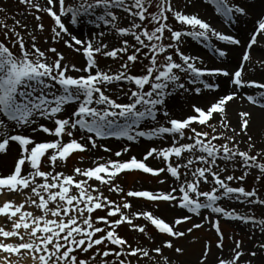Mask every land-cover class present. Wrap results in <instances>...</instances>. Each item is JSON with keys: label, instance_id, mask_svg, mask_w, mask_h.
<instances>
[{"label": "snow or ice", "instance_id": "snow-or-ice-1", "mask_svg": "<svg viewBox=\"0 0 264 264\" xmlns=\"http://www.w3.org/2000/svg\"><path fill=\"white\" fill-rule=\"evenodd\" d=\"M205 2L229 26L235 24L238 17L251 15V6L243 3L230 4L228 0ZM20 3L37 13H46L56 26L51 30L54 39L67 36L65 45L81 52L85 64L78 67L63 63V54L54 47L46 50L55 54L54 59L49 58L46 51L37 47L35 35H31L32 42L26 46L24 36L16 29H27V25L13 18V27L9 28L0 21V28L6 30L5 39L0 41V153L6 152L11 142H15L20 149L13 171L0 174V192L19 191L24 193L25 198L24 203L19 205L9 200L0 206V217L12 225L9 230L0 227L3 264H22L26 258H30L32 264H89L88 259L80 256L93 249L96 251L91 260L97 262L99 258V264H132L131 258H135L136 264L141 261L144 264H161L157 256L162 257L163 264H173L169 257L163 256V249L183 254L184 249L176 246L175 239L206 225L217 234L215 247L220 254L209 259L212 245L207 242L197 264H255L253 259L242 258L264 255V240L255 245L259 252H246L243 242L234 240V246L225 254L221 219L250 225L253 231L258 230L264 236V218L240 213L236 208H226L221 202H235L251 208L264 206V199L256 190L230 186L233 181H244L248 172L239 178L224 175L229 169L227 166L221 168L218 161L226 164L242 162L243 168L259 169L262 174L264 163L259 162V156L250 154L255 148L251 137L249 150L243 151L236 136L212 134L210 137L208 132L198 130L194 125L206 126L214 133L223 129L225 133L248 134L251 112L238 113L242 127L237 132L225 122L228 103L247 100L264 109V80L244 78L246 62L247 70H254L250 50L254 45L264 46V7L257 13L251 34L242 43L236 35L217 30L198 14L177 10L172 6V0H155L154 4L153 0H79L75 6L68 0H43V5L38 0H20ZM153 6L155 12L150 11ZM4 11L0 8V12ZM117 12L126 15L121 17ZM169 14L181 28H174L168 23ZM35 19L39 21L41 17L36 15ZM124 19L128 24L120 26ZM149 20L156 25L152 31L144 24ZM80 23H87L95 29L103 26L124 39L119 46L110 49L103 42L106 35L103 30L78 38L69 31L68 25L79 27ZM36 27L43 30L42 24ZM166 32L173 43L163 42ZM9 34L15 39L9 40ZM183 38L203 42L215 38L226 45L238 46L241 54L232 67L223 62L220 66H198V61L201 65L204 63L201 57L181 51ZM231 50L215 47L214 55L223 61ZM141 53L149 63L143 74H133L130 64L134 66ZM100 54L112 59H119L123 54L127 62L122 64V70L112 73L110 68L99 67L96 57ZM161 55L164 56L163 63L158 60ZM174 55L179 62L174 60ZM257 63L260 64V61ZM181 74H186V82H181ZM219 77L226 78L230 90L214 96L207 107L193 104L192 115L183 118L171 115L168 104L177 90L196 95L202 91L216 92L220 83L213 78ZM244 89H252L253 93H245ZM66 106L74 108L63 115ZM214 114H218L219 127L210 123ZM41 120L51 121L53 127L40 123ZM29 132H42L53 139L37 141ZM77 132L81 133L79 139L75 138ZM65 136L69 137L68 141L64 140ZM109 138L134 143L140 138L150 141L170 139L171 143L150 147L143 159L133 156L127 160H105L101 157L87 168L76 167L74 174L57 170L58 161L65 163L74 153L103 147L98 141ZM221 139H228L229 143L217 144L216 141ZM103 151L110 152L111 149L103 147ZM128 151L124 148L116 151L114 156L121 157ZM45 158L50 169L47 172L42 170ZM149 158L162 161L164 166H149ZM26 165L28 171L25 173ZM136 170L153 176L163 173L173 179V184L167 191L125 192L117 182L118 177ZM165 182L163 178L160 180L161 184ZM208 184H211L210 190L203 191L202 185ZM104 187L113 193L123 194L125 202L107 198ZM129 198H143L146 203L164 202L172 208L184 210L186 214L174 222H166L153 210H144L142 205L134 206ZM25 204L40 214L34 215L33 211L25 210ZM98 210H105L106 215L94 216ZM140 218L148 223H135ZM193 220L197 222L191 227L179 230V225ZM125 224L144 234L153 244L156 237L146 231L148 225L157 230V235L164 234L169 239L151 248L141 244L133 246L119 235L118 229ZM13 254L17 256L16 260L12 259ZM109 256L115 259L109 261Z\"/></svg>", "mask_w": 264, "mask_h": 264}, {"label": "rangeland", "instance_id": "rangeland-1", "mask_svg": "<svg viewBox=\"0 0 264 264\" xmlns=\"http://www.w3.org/2000/svg\"><path fill=\"white\" fill-rule=\"evenodd\" d=\"M258 0H228L230 4L235 3H243L246 6H251L250 11L251 15L247 17H238L236 20V23L229 26L228 22L223 21V18L218 16L214 13L213 7L206 3L205 0H172V6L176 8L177 10H181L185 13L190 14H198L200 18L206 20L209 22L214 28L217 30L225 33V34H234L237 37H239L242 41V43L245 41V39L251 34L254 22L257 19V15H255V10L253 9L254 5L256 4ZM43 5V0H38ZM68 2L72 3L74 6L78 5L79 0H68ZM155 3V0H153V4ZM0 8L5 9L4 12H0V21H3L6 23L9 28L13 27V18L15 20H19L21 24L27 25V29H22L20 27H17V31H20L21 34L24 36L25 44L26 46H29L31 44V35H35L36 40L35 43L37 47H39L41 50L46 51L48 48H56L58 52L62 53L64 56L63 63H67L70 66L75 64L76 66L80 67L85 64V58L82 55L81 52L75 51L74 48H69L65 45L64 40L68 39L67 36H62L61 38L54 39V33L51 31L52 28L56 27L53 20L43 12L37 13L35 9H29L25 4L20 3V0H0ZM150 11L155 12L156 9L153 6ZM39 15L41 19L37 21L35 19V16ZM117 15L123 17L124 13L117 12ZM168 23L173 26L174 28H181L182 26L178 25L171 17V14H169V20ZM37 24L43 25V30H40L36 27ZM128 24V21L126 19L122 20L120 26H126ZM145 26L149 28V31L154 30L156 27L155 23L151 20L144 22ZM245 26L244 28L248 27L250 28L248 33L240 34L241 27ZM69 31L76 35L78 38H86L87 36L93 35L97 31H105L106 35L103 38V42L107 43L109 45V48H113L115 46H119L120 41H122L124 38L117 36L114 32L110 31L107 28H104L102 26L101 29H95L93 26H90L87 23H80L79 27H73L71 25H68ZM6 30L3 28H0V41H3L4 38V32ZM15 39L14 37L9 34V40ZM131 41V38H128ZM184 43L180 45L181 51H183L186 54L189 55H197L202 58L203 65L197 62L198 66H206V67H213V66H220L223 62L229 67H232L236 65L237 63L228 64L225 60V58H219L218 56L214 55V48L220 47V48H231L232 50L235 49L236 52V58L238 59L241 54V49L236 46H229L226 45L225 42L217 41L215 38H212L210 42H203V41H193L191 38H183ZM259 40V37H258ZM165 44L173 43V41L170 39L169 34L166 32L164 34V41ZM18 47V46H17ZM78 47V46H77ZM231 50V51H232ZM147 51V50H145ZM229 52L232 53V52ZM170 52L174 53V50H170ZM251 52V66L254 70L249 71L248 69V62L245 64V75L244 78L246 80H264V68H261V64H264V46L260 45H254L253 48L250 50ZM131 54V52L129 53ZM46 55L54 59L55 54L51 52L46 51ZM144 53H141V57L138 58V62L133 66L130 64V67L133 69V74H143L145 66L148 65L149 61L147 59H143ZM166 55V54H165ZM119 59H112V58H106L103 54L98 55L97 61L99 64V67L101 69H111L112 73L117 72L118 70H122V64L124 62H127L126 56L123 54H120ZM158 60L160 63L164 62V56L161 55L158 57ZM174 60L179 62V58L174 55ZM260 61V64L257 63V61ZM73 75H78L77 73H72ZM181 82H186L187 76L186 74H181ZM218 80L220 83V86L222 85L223 81L226 80V78L219 77V78H213ZM113 89H115V85L112 86ZM186 87H190L186 84ZM216 92H208V91H202L200 95H196L191 92H184L183 90H177L173 98H170V102L168 104V109L171 113V115L174 118H183L187 117L188 115L194 114L192 111V105L196 104L201 107H207L209 102L213 99V96L217 93ZM245 93H253L252 89H244L242 90ZM258 94V92L256 93ZM201 100V103L199 102ZM258 107V106H256ZM74 106H66L65 112L63 115H67L69 112L72 111ZM218 114H214V119L210 121V123L217 124V127H219V123L217 120ZM226 123L231 122L227 119L226 116ZM40 123L48 126L53 127V124L51 121L47 120H41ZM198 130L206 131L209 133L210 137L212 134L216 135H223L225 137L229 136H236L237 143L240 144V149L243 151H248L250 148V144L248 143L249 138L251 137L252 143L255 144V148L251 151V155L253 156H259V162L264 163V135L262 133L255 134H240L237 135L236 133L224 132L223 129H221L219 132L214 133L213 129L208 128L206 126H197ZM232 127L237 129V132H240V128H237V126H234V124H231ZM242 127V126H241ZM29 135H34L35 139L37 141H46V140H52L53 137L48 136L47 134H44L42 132H37L35 134L28 133ZM188 135H192L191 132L187 133ZM81 133L77 132L75 134V138L79 139ZM69 137L65 136L64 140L68 141ZM243 141V143H241ZM84 143L87 144V141H84ZM171 143L170 139L165 140H154L150 141L144 138H140L138 142H129L127 140H117L115 138H109L106 140L98 141V144L102 145L103 147H107L111 149L110 152H104L103 147H98L96 149H91L90 151H86L83 153L77 152L72 154L67 162L61 163L58 161V168L57 170L64 171L66 174H74V170L76 167L81 168H87L93 164L95 160L100 159L103 157L105 160L111 158V159H120V160H127L130 157L135 156L137 159H143V157L146 155L147 151L150 147L156 146V145H163L167 146ZM217 144L223 145L225 143H229L228 139H221L219 141H216ZM231 147H235V145H231ZM90 148V145H89ZM124 148H128L129 151L124 153L121 157H115L114 153L116 151H121ZM20 149L18 145L15 142H11L7 151L4 153H0V174L6 175L13 171L14 164L17 161L18 155H19ZM239 161V158H238ZM103 162V161H102ZM149 166H152L154 168H159L164 166L162 161H157L154 158H149L147 161ZM220 164V167L223 168L225 166L228 167V172L224 175H235L237 178H239L244 172H248V175L245 177L244 181H233L231 182L230 186L238 187V186H244L246 190H256L258 192V195L260 198L264 199V174H262L259 169H245L242 166V162H237L236 164H233L231 162H223L218 161ZM47 158H45L44 164L42 165V170L47 172L49 171V167L47 166ZM28 171V166H25L24 172L26 173ZM165 179V183L161 184L160 180ZM223 178V177H222ZM263 179V180H262ZM121 187L124 188L125 192L129 190H156V191H167L170 187V185L173 184V179L165 176V174H161L160 176H153L151 174L142 173L138 170L123 173L118 177L117 181ZM211 188V184L208 185H202L203 191H209ZM28 190H25L27 192ZM104 195L113 200L117 201L119 203L125 202V197L123 194H117L111 192L107 187H104L103 189ZM24 193H21L17 191L16 193H8L7 190H4L3 192H0V206H2L5 202L12 200L17 205L24 203ZM131 202L134 204V206H143L144 210H153L154 213L166 220V222H174L176 218H182L186 213L184 210H180L178 208H172L167 203L161 202V203H155V202H145L143 198H129ZM226 208H236L240 213H251L256 218L261 219L264 218V206L261 205H255L251 208H247L244 204L235 203V202H229V201H222L221 202ZM25 210L33 211L34 215H39L40 213L36 210H34L32 207H30L28 204H25ZM205 214H207V211H205ZM106 211L105 210H98L94 216H105ZM194 222H197L196 220L185 222L178 226L179 230H186L189 227L192 226ZM202 222V221H201ZM135 223L138 224H147L148 222L144 221L143 218H140L139 220H136ZM11 222L7 221L4 217H0V227H5V230H9L11 228ZM103 226V225H99ZM221 228L224 235V249L225 254H227V251L231 249L234 246V240H240L243 242V249L247 252L250 250H256L259 252V249L255 248V245L260 243L261 240H264V236H261L258 230L253 231L250 225H245L241 222H235V221H228L225 219H221ZM146 231L156 237L155 243H151L147 237L144 234H140L135 230L130 229V227L125 224L122 225L119 229V235L123 238H126L129 243L133 244V246H136L137 244H141L142 246L146 247H155L157 246L160 241L162 240H168L169 237L164 234L157 235V230L151 226L148 225ZM2 239V238H0ZM27 239V237H26ZM207 242H211L212 248H211V254L209 259H212L219 255V250L215 247V245L218 242L217 234L215 233L214 229L209 228V226H205L201 229H194L193 232L189 235H186L182 238L175 239L174 243L176 246H179L184 249L183 254H177L173 250L164 248L163 249V256H167L170 258V260L173 262V264H176L178 261L179 264H197L198 259L200 258L202 251L204 249V246ZM103 248L104 246H100ZM113 248L115 246H112ZM96 249H93L92 252L88 254L81 255L80 258L82 259H88L89 264H99V258H97V262H93L91 260V256L94 254ZM4 254L0 253V264H3ZM13 260L17 259V256L13 254L12 256ZM109 261L114 260V256H109L107 258ZM123 259V257H121ZM132 259V264H136L135 258ZM157 259L161 261V264H163L162 257L157 256ZM242 259H253L255 261V264H264V255H258L255 258H252L250 256H245ZM22 264H32V261L30 258H26ZM140 264H144L143 261L140 262Z\"/></svg>", "mask_w": 264, "mask_h": 264}, {"label": "bare ground", "instance_id": "bare-ground-1", "mask_svg": "<svg viewBox=\"0 0 264 264\" xmlns=\"http://www.w3.org/2000/svg\"><path fill=\"white\" fill-rule=\"evenodd\" d=\"M264 7V0H258L256 4L254 5L253 9L255 10V15L260 12L261 8ZM241 33L240 34H245L248 33L247 31L250 30V28L245 26H240ZM232 53L228 54L227 57H225V60L228 64L232 63H237L238 59L236 58V52L235 49L231 51ZM230 90L227 88L226 85V80L223 81L222 85L218 89L217 93L215 94H222L223 92ZM214 97V96H213ZM201 103V100H199ZM244 111V112H251V117L250 119V126L248 129V134L250 133H255L260 134L262 133L264 135V109H261L259 107H256L252 105L250 102L247 100L243 101H237L233 100L228 103L227 109H226V116L227 119L231 122V124H234V126H237V128L241 129L242 126V120L241 117L238 115L239 112Z\"/></svg>", "mask_w": 264, "mask_h": 264}, {"label": "trees", "instance_id": "trees-1", "mask_svg": "<svg viewBox=\"0 0 264 264\" xmlns=\"http://www.w3.org/2000/svg\"><path fill=\"white\" fill-rule=\"evenodd\" d=\"M263 179H264V177H263ZM263 179H262V180H263Z\"/></svg>", "mask_w": 264, "mask_h": 264}]
</instances>
